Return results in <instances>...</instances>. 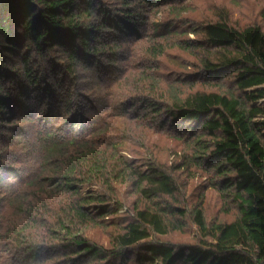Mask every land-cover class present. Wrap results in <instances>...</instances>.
I'll use <instances>...</instances> for the list:
<instances>
[{
  "label": "rangeland",
  "instance_id": "374dc122",
  "mask_svg": "<svg viewBox=\"0 0 264 264\" xmlns=\"http://www.w3.org/2000/svg\"><path fill=\"white\" fill-rule=\"evenodd\" d=\"M93 1L103 11L98 12L103 24L100 34L115 47L113 55L109 54L111 58H98L96 54L71 62L62 49L39 54L29 48L24 49L15 63L3 60L0 64V69L9 75L1 85L13 96L0 113V188L13 185L16 172L17 190L22 186L19 199L27 197L11 204L8 200L11 192L0 191V222L4 221V228L0 229V264H17V259L27 261L24 264H69L67 259H45V253L34 259L39 254L37 251L30 256L21 248L12 255L6 251V242L23 236L51 242L54 233L49 229L56 219H65L73 206L86 198L117 194L123 204L117 215L109 217V224L94 220L85 226L87 236L105 247H110V236L134 218L136 205L168 202L190 213L202 202L208 223L232 221L238 214L233 199L222 187H217L221 178L200 157L203 153L196 141L211 144L213 139L202 134L200 125L175 120L167 112L194 91L242 94L231 74L216 78L207 70L206 46L198 27L222 19L237 27L256 24L264 28V0ZM135 17L140 18L138 22L134 21ZM75 136H81L79 141L92 146L83 148L84 143L77 141L64 150L70 149L71 155L79 149L86 153L73 158L65 155L62 161L46 153L45 148L54 139L67 145L68 139ZM93 151L105 177L114 168L112 176L108 175L109 179L103 182L95 178L99 172L92 170L94 174H91L87 166ZM48 160L51 164L45 167L44 161ZM132 165L139 170L155 165L170 173L177 183L175 197L155 202L140 199L134 191L133 176L130 178ZM127 167L129 175L125 178L120 171ZM24 178L27 181L23 183ZM86 179L92 180V184L82 183ZM38 180L52 182L46 190L38 191L33 184ZM60 180L63 192L35 203L37 220L26 223L20 235L15 236L13 225L8 224L9 228L5 222L14 220L20 228L19 210H28L31 199L54 193ZM65 182L81 183L78 190L81 198L66 188ZM37 191L38 196H33ZM97 204L87 208L98 219L92 211ZM113 207L112 201L108 209ZM188 215L183 228L169 230L167 234L152 231L149 241L177 247L197 243L200 235L192 216ZM20 216L27 219L28 213ZM142 245L129 248L118 261L107 264H134L129 256L142 254Z\"/></svg>",
  "mask_w": 264,
  "mask_h": 264
},
{
  "label": "trees",
  "instance_id": "16d2710c",
  "mask_svg": "<svg viewBox=\"0 0 264 264\" xmlns=\"http://www.w3.org/2000/svg\"><path fill=\"white\" fill-rule=\"evenodd\" d=\"M94 3L93 0H0V64L3 60L15 63L24 49L29 48L39 54L59 48L71 62L96 54L98 58L110 57L115 47L100 34L103 24L98 12L103 11L100 5ZM139 19L135 17L134 21ZM198 29L206 46L204 62L207 70L216 78L231 74L242 94L194 91L167 114L175 120L200 125L202 134L213 139L211 144H202L199 140L196 144L203 153L200 157H204L205 166L221 178L217 187H222L236 204V218L208 223L202 202L196 204L190 213L168 202H156L154 206L149 203L145 207L136 205L134 218L122 230L112 234L110 247H105L87 236L85 226H90L94 220H102L98 223L106 224L109 217L112 219L113 215H117L123 204L117 199V194H109L86 198L83 203L73 206V211L65 219L57 218L49 229L54 233L51 242H39L28 236L19 237V240L13 237L11 242H6L7 252L13 255L14 250L21 248L30 256L37 251L39 254L34 255V259L45 253V259H67L69 264H107L118 261L129 248L144 243L142 254L135 253L134 258L129 256L134 264H264V28L256 24L237 27L219 19L207 22ZM7 78L9 75L1 68L0 113L13 97L10 90L1 85ZM81 136L68 139L67 145L60 139H54L45 151L50 157H56V161L57 158L62 161L65 155L69 158L82 155L86 153L82 149L74 155H71L70 149L64 150L69 144H77ZM79 142L84 143L83 148L92 146L84 140ZM93 152L92 159L87 162L91 170L88 171L94 174L92 170H97L99 174L95 178H101L103 182L109 179L108 175L112 176L114 168L108 170L105 177L97 165L96 151ZM50 164L51 161H44L45 167ZM129 167L118 173L128 178ZM129 170L133 173L130 178L133 176L134 191L140 199L155 202L164 197H175L177 183L170 173L155 165L143 170L132 165ZM10 176L13 177V174ZM18 177L15 172V181ZM15 181L13 185H16ZM26 181L22 179L23 183ZM50 182L38 180L33 184L39 191L46 190ZM84 182L92 184L89 179ZM59 183L54 193L31 199L28 210H19L20 228L14 220L5 222L7 227L10 223L13 225L15 236L20 235L26 223L37 220L39 213L34 212L35 203L52 199L63 192V183L61 180ZM13 185L1 187L0 191L11 192L8 198L11 204L25 200L27 197L19 199L22 186L17 190V185ZM65 187L80 197L78 190L81 183L65 182ZM38 191L33 196H38ZM112 201L114 207L108 209ZM92 203H98L97 208L92 209L98 219L87 208ZM103 203L106 205L102 206ZM23 205L24 201L19 207L23 208ZM23 213H28L27 219L20 216ZM188 214L192 216L200 235L197 243L177 247L162 241H149L152 231L167 234L169 230L183 228V220ZM3 225L4 221L0 222L1 230ZM16 262L24 264L27 261L17 259Z\"/></svg>",
  "mask_w": 264,
  "mask_h": 264
}]
</instances>
